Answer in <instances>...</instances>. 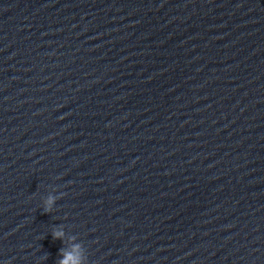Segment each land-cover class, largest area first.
Masks as SVG:
<instances>
[{
    "label": "clouds",
    "instance_id": "clouds-1",
    "mask_svg": "<svg viewBox=\"0 0 264 264\" xmlns=\"http://www.w3.org/2000/svg\"><path fill=\"white\" fill-rule=\"evenodd\" d=\"M51 200L49 201V203ZM60 233H53V238L58 239L60 238ZM60 264H79V261L74 259L71 255H66L65 259L60 262Z\"/></svg>",
    "mask_w": 264,
    "mask_h": 264
}]
</instances>
